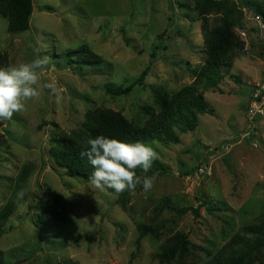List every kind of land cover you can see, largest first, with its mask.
<instances>
[{
    "label": "rangeland",
    "instance_id": "374dc122",
    "mask_svg": "<svg viewBox=\"0 0 264 264\" xmlns=\"http://www.w3.org/2000/svg\"><path fill=\"white\" fill-rule=\"evenodd\" d=\"M257 8L264 0H33L21 33L0 14V67L50 58L39 97L0 121V213L14 201L0 225V264H161L156 255L176 234L188 251L164 264H208L232 239L254 238L251 227L263 230L264 117L246 118L264 68L250 20ZM221 21L243 46L211 88L199 77L205 33ZM53 81L59 99L43 86ZM187 87H197L213 113L198 115L192 132L174 127L177 144H149L165 166L150 191H101L55 163V140L84 135L88 112L113 111L143 127L160 112L153 92ZM53 197L63 217L57 207L49 212ZM45 213L63 221L49 226ZM248 262L264 264V246Z\"/></svg>",
    "mask_w": 264,
    "mask_h": 264
},
{
    "label": "trees",
    "instance_id": "16d2710c",
    "mask_svg": "<svg viewBox=\"0 0 264 264\" xmlns=\"http://www.w3.org/2000/svg\"><path fill=\"white\" fill-rule=\"evenodd\" d=\"M212 8L213 3H212ZM256 13L264 17V10L256 9ZM0 14L8 20V28L11 33L26 32L30 28V20L33 14V0H0ZM206 62L204 69L199 75L200 78L209 82L211 88L216 87L214 75L224 67L228 72L231 67V54L236 49L242 48V43L232 31V26L226 21L211 30H206ZM77 55H83L85 52H78ZM262 56V55H261ZM263 59V58H262ZM148 69H145L139 76L138 81L142 82L147 76ZM110 94L122 95L125 91L109 90ZM154 99L160 112L152 117L150 123L143 127H137L127 122L119 113L113 111H94L87 113V122L84 126V135L75 137H61L55 140V146L51 149V155L57 166L65 169L69 177H81L89 181L93 168L87 159H82L81 151L86 150L89 146L87 141L95 138L97 135H104L120 141L135 143L137 141L146 144H152L155 141L159 143H179V137L174 132V127H180L182 132H192L198 126V115L212 114L213 110L209 107L204 95L196 87H187L179 92L168 96L161 92L155 91ZM165 166L158 159L153 162L152 169L146 175L156 174V178L163 175ZM143 175L142 170L137 169ZM24 176V175H23ZM138 187V186H137ZM115 193L113 189H109ZM129 193L124 192V195ZM116 194V193H115ZM13 200L0 213V225L4 223L8 214L13 210ZM164 203V202H163ZM51 204V205H50ZM168 209H174L176 212H183L186 208L178 210L171 206ZM54 207L60 212L61 216L65 213L57 197H53L49 204V212ZM61 206V207H59ZM193 213L197 214L198 210L194 209ZM63 217V216H62ZM59 216L55 217L50 214H44L43 221L47 225H54L63 221ZM59 218V219H58ZM1 227V226H0ZM254 234V238L248 239L236 237L227 244V250L221 256L215 258L208 264H246L251 258L254 250L264 246V229L253 232V227L248 229ZM1 234V232H0ZM188 251L187 240L184 235L176 234L169 238L168 245L160 254L156 255L159 263H169L176 256L184 255Z\"/></svg>",
    "mask_w": 264,
    "mask_h": 264
},
{
    "label": "clouds",
    "instance_id": "9594fccd",
    "mask_svg": "<svg viewBox=\"0 0 264 264\" xmlns=\"http://www.w3.org/2000/svg\"><path fill=\"white\" fill-rule=\"evenodd\" d=\"M49 60L48 56L38 55L28 62L0 67V121L11 120L15 113L25 109L27 101L39 97V73L49 64ZM43 86L59 99L56 82H48ZM87 145L89 147L81 151L80 156L86 158L93 168L89 183L95 189H113L119 195L125 191L134 193L138 185L145 192L153 188L156 174H146L159 157L149 144L140 141L128 143L97 135L90 138ZM137 169L145 175L138 176ZM24 195L23 189L17 193L21 199Z\"/></svg>",
    "mask_w": 264,
    "mask_h": 264
},
{
    "label": "built area",
    "instance_id": "2783aa9c",
    "mask_svg": "<svg viewBox=\"0 0 264 264\" xmlns=\"http://www.w3.org/2000/svg\"><path fill=\"white\" fill-rule=\"evenodd\" d=\"M250 20L256 29L264 62V17L260 14L254 13L250 17ZM241 35L245 37L244 34ZM257 117H264V68L261 79L253 87L249 104L246 108V118L251 120Z\"/></svg>",
    "mask_w": 264,
    "mask_h": 264
}]
</instances>
